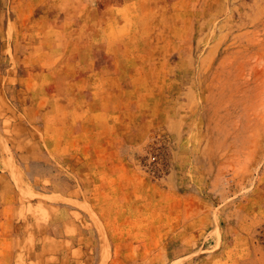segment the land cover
Here are the masks:
<instances>
[{
  "label": "rangeland",
  "instance_id": "374dc122",
  "mask_svg": "<svg viewBox=\"0 0 264 264\" xmlns=\"http://www.w3.org/2000/svg\"><path fill=\"white\" fill-rule=\"evenodd\" d=\"M69 20L95 45L106 32L147 50L127 59L153 71L115 90L134 102L116 105L108 144L67 167L50 144ZM0 114L1 145L19 149L27 127L43 149L29 153L37 188L17 186L26 219L46 230L53 204L88 215L99 243L79 264H264V0H0Z\"/></svg>",
  "mask_w": 264,
  "mask_h": 264
},
{
  "label": "crops",
  "instance_id": "0c3cea01",
  "mask_svg": "<svg viewBox=\"0 0 264 264\" xmlns=\"http://www.w3.org/2000/svg\"><path fill=\"white\" fill-rule=\"evenodd\" d=\"M68 25L73 27L68 30V47L63 51L62 58L65 61L60 62L62 71L68 73V76L54 75L52 79L58 113L53 115L50 151L54 164L57 161L59 165L60 160H67V167H70L77 152L90 153L93 146L108 144V121L110 115L118 111L116 105H130L134 102L117 100L119 94L115 90L138 88L139 78L134 80V74H149L153 68L148 64H131L127 59L132 56H148L147 50L141 54L122 48L118 46V37L109 38L106 32L100 40L101 44L95 45L91 36L89 38L86 35L82 39L77 33L76 26H81L78 20H69ZM23 82L15 86L14 90H24ZM109 103L112 108H109ZM6 116L0 114V127ZM2 130L0 135L5 137ZM28 137V128L24 127L16 137L21 144L19 149L12 143L6 146L0 144V264H79L78 259L85 260L86 251L99 243L93 240L92 234H96V231L85 212L75 206L53 204L50 208L57 215L52 217L51 225L46 230L38 228L36 218L26 219V214H22L28 199L22 198L17 186L30 184L33 189V186L37 188L38 181L28 180L29 153L33 151L38 154L43 151L42 146L26 144ZM120 140L118 144L124 150L129 142L125 136ZM7 153H13L14 158L15 154H19L17 157L20 160L5 161ZM13 171L19 175L14 177ZM39 179L43 180V175ZM59 195L67 199L70 197L71 200L79 199L68 196V193ZM37 203L36 200L31 201L32 205ZM26 223L31 226L30 229ZM76 250L81 253L79 257L74 255ZM261 256L259 259L262 261ZM253 257L258 258L256 254ZM252 259L245 258L244 264H250Z\"/></svg>",
  "mask_w": 264,
  "mask_h": 264
},
{
  "label": "built area",
  "instance_id": "2783aa9c",
  "mask_svg": "<svg viewBox=\"0 0 264 264\" xmlns=\"http://www.w3.org/2000/svg\"><path fill=\"white\" fill-rule=\"evenodd\" d=\"M149 161H150V162L157 161V155H156V153H154V154H152V155L150 156Z\"/></svg>",
  "mask_w": 264,
  "mask_h": 264
}]
</instances>
